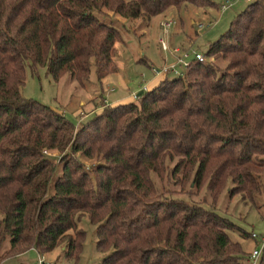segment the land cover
Returning <instances> with one entry per match:
<instances>
[{"label":"trees","instance_id":"obj_1","mask_svg":"<svg viewBox=\"0 0 264 264\" xmlns=\"http://www.w3.org/2000/svg\"><path fill=\"white\" fill-rule=\"evenodd\" d=\"M209 0H0V262L63 244L77 257L86 216L98 264H247L237 229L189 198L205 188L254 205L264 190V4H246L204 56L134 100L103 104L74 127L48 105L21 96L26 63L57 81L83 84L115 73L120 33L107 13L141 19ZM142 63H146L141 61ZM104 102V101H103ZM56 152L51 157L50 152ZM47 152V153H44ZM83 160L94 161L90 168ZM185 198L164 191L165 184ZM167 189V188H166ZM204 203V202H203ZM242 233L241 236H248ZM251 236V235H250ZM256 264H264V243Z\"/></svg>","mask_w":264,"mask_h":264},{"label":"rangeland","instance_id":"obj_2","mask_svg":"<svg viewBox=\"0 0 264 264\" xmlns=\"http://www.w3.org/2000/svg\"><path fill=\"white\" fill-rule=\"evenodd\" d=\"M209 1L215 6L203 9L191 5L179 9L170 7L163 14L152 16L146 26L141 19H125L108 12L104 20L110 21L120 33V39L114 44L115 73L98 81L94 68L91 66L88 79L83 84H79L66 74L57 81H53L46 75L43 66H36L34 69L26 63L24 84L20 94L24 98L34 99L58 110L74 127L85 123L92 117L94 110H98L101 105L123 100L130 93L138 92L139 88L148 84L154 77L148 65L152 64L159 68L174 61L167 50H161L158 43L161 33L158 23L161 20L166 18L172 21L164 36L168 47L203 54L208 44L223 34L236 14L253 0H227L229 5H224L222 0ZM262 2L264 4V0ZM198 24H201L200 28L197 27ZM141 57H144L146 64L140 62ZM201 62L220 70L225 65V61L215 56H204ZM49 154L53 158L56 157L54 151ZM83 162L90 168L95 164L94 161L83 160ZM162 185L164 191L170 190L174 196L186 199L189 180L181 190L175 184L162 182ZM229 185L230 183L227 182L215 202L209 198L205 188L199 191L194 188L189 189L191 194L189 199L195 203H202L204 207L211 205L217 214L231 221L237 229L228 232L229 238L238 242L243 253L249 255L252 250L261 249L264 238V190L262 189L261 193L255 197L254 205H252L250 202H244L238 194L230 196L227 193ZM77 226L85 232L77 257L65 258L61 250L64 243H60L48 254L43 253L47 262L50 264H98L101 261L104 254L95 247V225L83 216L79 219ZM242 233L249 235L242 237ZM251 234L254 238L250 236ZM7 247L8 241L5 239L0 248V254ZM25 252L20 257H8L0 264H37V254L31 251L29 255L28 253L23 255ZM246 263L250 264L248 260Z\"/></svg>","mask_w":264,"mask_h":264},{"label":"built area","instance_id":"obj_3","mask_svg":"<svg viewBox=\"0 0 264 264\" xmlns=\"http://www.w3.org/2000/svg\"><path fill=\"white\" fill-rule=\"evenodd\" d=\"M224 5H229V2L227 0H222ZM171 19H163L158 23V27L161 30V33L158 37V43L160 45L161 50H167L168 53L172 56V59L174 60L171 64L163 65L159 68H156L154 66H150V71L153 75L162 74L163 76H183V73L187 66L192 61H203L204 56L203 54L194 52V51H188V50H182L177 47L170 48L165 44L164 36L167 33V29L171 24ZM198 28L201 27V24L197 25ZM179 67H181V70H179ZM144 88H142L143 90ZM47 153V152H44ZM251 237L254 238V235L251 234ZM264 243V238L262 239L261 247ZM261 250V249H260ZM260 250H252L251 253H249L248 261L250 264H256L258 256L260 254ZM37 264H50L45 260L43 253H37Z\"/></svg>","mask_w":264,"mask_h":264},{"label":"crops","instance_id":"obj_4","mask_svg":"<svg viewBox=\"0 0 264 264\" xmlns=\"http://www.w3.org/2000/svg\"><path fill=\"white\" fill-rule=\"evenodd\" d=\"M150 21V20H149ZM170 55V54H169ZM171 56V55H170ZM171 58H172V56H171ZM141 61H143V62H145V59H144V57L142 58L141 57ZM140 61V62H141ZM146 64V63H145ZM149 67V69H150V66H152V64H150V65H148ZM165 76H163L162 74H158V75H154V77L151 79V81L148 83V84H146L144 87H141V88H139L140 90H142V88H144L143 90H147V89H150V88H152L153 86H155L159 81H161L163 78H164ZM136 94H137V92H132V93H130L129 94V96L128 97H125L123 100H118V101H115V102H111V103H106V104H110V105H112V104H116V103H123V102H129V101H132V100H134V96H136ZM99 110V109H98ZM97 111V110H96ZM29 251L27 252H25L23 255H25L26 253H28L27 255H29V253L31 252V251H33V252H35L36 254H37V252L34 250V249H28ZM61 250H63V247H61ZM49 253V252H48ZM48 253H45V255L46 254H48ZM20 255H22V253H20V254H18V255H15L14 257H20Z\"/></svg>","mask_w":264,"mask_h":264},{"label":"water","instance_id":"obj_5","mask_svg":"<svg viewBox=\"0 0 264 264\" xmlns=\"http://www.w3.org/2000/svg\"><path fill=\"white\" fill-rule=\"evenodd\" d=\"M141 92H142V91H141V90H139V91L137 92L136 96H138V95H139Z\"/></svg>","mask_w":264,"mask_h":264}]
</instances>
